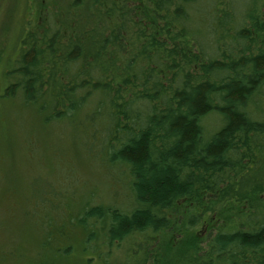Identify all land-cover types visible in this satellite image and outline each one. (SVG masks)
Here are the masks:
<instances>
[{
    "label": "trees",
    "instance_id": "trees-1",
    "mask_svg": "<svg viewBox=\"0 0 264 264\" xmlns=\"http://www.w3.org/2000/svg\"><path fill=\"white\" fill-rule=\"evenodd\" d=\"M4 3L17 35L0 32V104L15 138V116L33 125L22 165L77 157L89 176L69 207L34 178L49 212L10 222L14 164L0 264H264V0Z\"/></svg>",
    "mask_w": 264,
    "mask_h": 264
},
{
    "label": "rangeland",
    "instance_id": "rangeland-1",
    "mask_svg": "<svg viewBox=\"0 0 264 264\" xmlns=\"http://www.w3.org/2000/svg\"><path fill=\"white\" fill-rule=\"evenodd\" d=\"M9 8L10 5L8 3H4V5L0 6V32L3 30V36L6 41H15L16 39V29H17V21L16 17H14V14L12 16V19L9 17L11 13L9 14ZM1 35V33H0ZM0 107L3 109V111L0 113V187L2 186L6 190H9L10 187H12V181L13 179L8 176L7 172H11L13 165L16 164V166H19V160H20V171H22L23 175V190L21 191L19 196H14L12 199L17 202L13 207L11 206H5L2 207L1 210L5 213V216L7 214L10 222L17 221V220H23L24 217L29 216L32 218H38V215L41 216L46 212H49L48 208H45L44 211L41 207H39V200L37 199L38 196L36 192H40V190H43L42 187L36 189L34 183V178L36 180L38 179H45L47 182L52 183L54 189L63 192L62 200L50 197L48 199L49 201H60L62 202L63 206L69 207L70 205H76V204H82L85 202L84 199V192H87L85 183L88 182L89 173L86 172V169L80 167L78 168V171H73L71 167H74L73 164L78 162L77 157H70L67 156L64 159L60 160L59 162H55V164H45L42 165V168L39 170L33 168L31 169L32 172H27V168L25 170V167L22 165L24 164V161H22V151L20 154L16 151L17 148V140H19L21 137H24L25 130L27 129H33V125H31V121L26 118V122H23V119L21 120L19 116H15L13 120V124L15 128L18 131V138H15V134L13 132V129H11L12 124L9 121L7 117V112L5 106L0 104ZM22 114V112H21ZM3 122V123H2ZM34 136V133H31L27 136ZM21 143V142H20ZM21 147V146H20ZM10 148H12V151H9ZM22 150V149H21ZM36 152V151H35ZM32 164H36L37 162V155L34 153L31 158ZM71 166V167H70ZM22 169V170H21ZM30 170V171H31ZM74 173L75 180L72 183V179H69V177ZM102 180V177L97 175L95 177L96 180L98 179ZM33 186H29L27 183H29ZM36 185H39L38 183ZM74 187L77 190V193L74 197V201L72 202L69 193L71 191V188ZM36 189V190H35ZM86 190V191H85ZM106 190L105 193L101 192V197L104 198L106 196ZM30 199L31 202H33L32 199H34L37 203L36 207H33V210H30V215L28 214V210H24V204L25 200ZM216 224V223H215ZM196 230L199 232V240L205 238V229H199V227H196ZM201 230V231H200ZM195 233V230H194ZM197 237V236H196ZM195 237V239H196ZM191 238H193L191 236ZM137 239V238H136ZM135 240V239H134ZM199 240H196V245L198 244ZM169 241V240H168ZM172 238H170V242L172 243ZM191 241V240H190ZM4 245L0 244V247L2 248ZM143 251H145V247L142 245ZM139 251V250H138ZM116 255H122L123 253L121 251L115 250ZM108 264H111V262L116 261L117 263L113 264H125V260L121 259L119 257L115 258L113 256V252L111 253L110 257L107 259ZM92 264H107L102 261H99L94 257Z\"/></svg>",
    "mask_w": 264,
    "mask_h": 264
}]
</instances>
